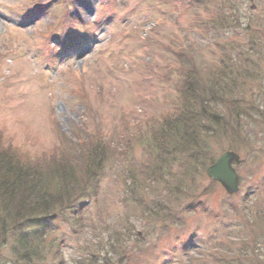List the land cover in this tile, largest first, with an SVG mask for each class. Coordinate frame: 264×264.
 Listing matches in <instances>:
<instances>
[{"label": "rangeland", "instance_id": "rangeland-1", "mask_svg": "<svg viewBox=\"0 0 264 264\" xmlns=\"http://www.w3.org/2000/svg\"><path fill=\"white\" fill-rule=\"evenodd\" d=\"M60 1L0 0V138L47 171L68 140L118 148L71 211L38 226L35 264H264V0H70L94 31L81 50L62 30L50 40ZM196 73L220 86L221 128L203 156L164 152ZM227 152L243 160L235 195L208 175ZM12 220L0 213V264H18Z\"/></svg>", "mask_w": 264, "mask_h": 264}, {"label": "trees", "instance_id": "trees-1", "mask_svg": "<svg viewBox=\"0 0 264 264\" xmlns=\"http://www.w3.org/2000/svg\"><path fill=\"white\" fill-rule=\"evenodd\" d=\"M70 3V0H62L65 8ZM64 17L63 23L67 21L69 13ZM69 34L72 35V32ZM188 61L186 67L190 68L191 62L189 59ZM184 79L179 89L186 105L178 109L173 119L163 122V127L169 131L163 137L165 140L162 149L164 152L174 149L173 151L180 154L191 153L198 158L209 151L206 137L215 135V130L221 128L222 122L218 121L214 110L224 98L221 96L220 86L216 87L215 83L206 81L198 73ZM66 142L69 143L67 146L70 147V157L63 155L47 171L42 168L40 161L34 160L36 157H23V149L0 138V205H3L0 213L8 211L9 208L13 213L14 228L21 232L14 237L18 246L15 249L18 264H35L41 258L40 244H43L46 234L38 226L47 225L65 212L71 211L77 200V193H83L86 184L98 177L99 171H103L104 162L118 148L112 139H106L105 136L92 139L86 152L79 141L77 144L72 143V140ZM66 157L68 158L64 159ZM72 158L82 161V169L76 171L72 168ZM76 180L77 183L73 185ZM79 184L84 187H79ZM70 187L75 190H70ZM29 228L32 232L26 234L24 230ZM4 234L2 240L5 239ZM58 255L62 257L60 253Z\"/></svg>", "mask_w": 264, "mask_h": 264}, {"label": "water", "instance_id": "water-1", "mask_svg": "<svg viewBox=\"0 0 264 264\" xmlns=\"http://www.w3.org/2000/svg\"><path fill=\"white\" fill-rule=\"evenodd\" d=\"M234 162L240 165L242 163L240 156L234 152H227L208 170L209 177L220 182L230 194L239 191V175L233 167Z\"/></svg>", "mask_w": 264, "mask_h": 264}]
</instances>
